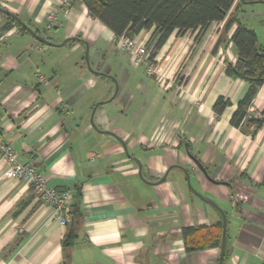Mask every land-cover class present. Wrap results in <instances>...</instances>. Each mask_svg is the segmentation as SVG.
<instances>
[{"label":"crops","instance_id":"0c3cea01","mask_svg":"<svg viewBox=\"0 0 264 264\" xmlns=\"http://www.w3.org/2000/svg\"><path fill=\"white\" fill-rule=\"evenodd\" d=\"M240 4L239 19L264 46V0ZM59 6L0 0L55 44L16 27L2 32L8 21L0 13V135L48 187L71 193L70 208L81 211L72 224L78 238L64 250L72 225L63 227L28 181L6 177L0 159V264H219L221 246L189 252L182 230L218 225L223 214L224 264H264V126L231 124L250 87L226 73L237 61L236 25L217 49L225 21L200 42L197 33H174L156 50L154 28L142 31L136 40L159 70L152 76L82 0L49 30L48 14ZM219 97L231 102L220 115ZM252 110L264 113V86ZM183 169L218 208L191 191Z\"/></svg>","mask_w":264,"mask_h":264},{"label":"trees","instance_id":"16d2710c","mask_svg":"<svg viewBox=\"0 0 264 264\" xmlns=\"http://www.w3.org/2000/svg\"><path fill=\"white\" fill-rule=\"evenodd\" d=\"M89 15L99 20L116 36L136 37L144 30L154 28L152 40L154 50L161 48L176 33L183 36L188 32L197 33L196 42H200L214 23L225 21L222 38L216 49L225 44L226 36L236 25L231 37L236 53L235 64L226 63V73L232 78H239L249 83V90L237 105L231 118V124L244 131L251 126L261 129L264 119H256L250 110L259 89L264 86V46L259 43L256 31L241 22L239 12L241 4L235 7L236 0H82ZM8 21L2 32L17 28L22 34H29L12 17L2 14ZM38 33V32H37ZM39 34V33H38ZM153 58V57H152ZM231 102L219 97L214 105L216 114H222ZM67 191V190H58ZM69 192V191H67ZM72 216L70 227L81 218L77 204L70 208ZM70 227L63 242L64 250L71 249L78 238L76 230ZM223 223L207 227H186L182 230L183 240L189 252L206 248L220 247ZM219 236V237H217ZM66 264H71L69 261Z\"/></svg>","mask_w":264,"mask_h":264},{"label":"built area","instance_id":"2783aa9c","mask_svg":"<svg viewBox=\"0 0 264 264\" xmlns=\"http://www.w3.org/2000/svg\"><path fill=\"white\" fill-rule=\"evenodd\" d=\"M73 0H60V6L57 10L52 11L47 17V28L53 30L62 27L60 14H68L72 8ZM119 39L120 46L123 50L131 54V62L134 65L146 64L147 73L152 76H158L159 70L156 69L154 61L147 50L146 45L139 43L136 37L122 36ZM38 80L44 85H50L51 82L42 74L37 75ZM256 119H264V113L250 110ZM0 159L8 166L5 173L6 177H13L20 180L28 181L34 191L40 196L43 204L50 206L55 218L63 227H67L71 222L70 202L72 195L67 191H58L47 186L46 179L31 164L19 159L13 145L0 135Z\"/></svg>","mask_w":264,"mask_h":264},{"label":"water","instance_id":"95a60500","mask_svg":"<svg viewBox=\"0 0 264 264\" xmlns=\"http://www.w3.org/2000/svg\"><path fill=\"white\" fill-rule=\"evenodd\" d=\"M0 13L2 14H6L10 17H12L13 19L17 20L21 25L22 27L33 37L35 38L38 42H40L41 44L43 45H46V46H55V44H53L52 42H50L48 39L44 38L43 36L39 35L36 31H34L32 28H30L28 25H26L25 23H23L17 15L13 14L12 12H10L9 10L5 9V8H2L0 7ZM69 40H66L64 42L67 43ZM87 64H88V67L91 71L92 68L89 64V60H88V54H87ZM98 106V105H97ZM97 106L95 107L94 109V112L96 111V108ZM92 123H93V120H92ZM195 162L198 164V166L200 167L201 170L204 171V168L195 160ZM140 165V163H139ZM141 166V165H140ZM184 170V169H183ZM184 173L187 177V181H188V185L191 189V191L197 195L198 197H200L203 201L211 204L212 206L217 207V205L210 199L208 198H205L204 196H202L201 194H199L196 190H194V188L192 187V184H191V180H190V173L187 171V170H184ZM140 174L142 175V173L140 172ZM227 224H228V219H227V216L225 214H223V238H222V245H221V256H220V262L219 264H224V257H225V252H226V248H227Z\"/></svg>","mask_w":264,"mask_h":264}]
</instances>
